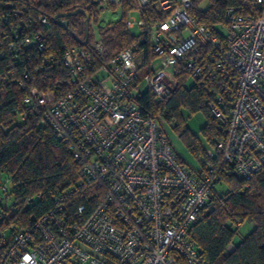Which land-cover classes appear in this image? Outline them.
Returning a JSON list of instances; mask_svg holds the SVG:
<instances>
[{
  "label": "built area",
  "instance_id": "built-area-1",
  "mask_svg": "<svg viewBox=\"0 0 264 264\" xmlns=\"http://www.w3.org/2000/svg\"><path fill=\"white\" fill-rule=\"evenodd\" d=\"M136 1L124 21L130 36L138 29L130 47L109 51L101 37L65 45L68 76L55 87L67 90L55 96L30 88L24 96L25 110L41 113L80 171L46 212L30 216L29 227L0 208V264H207L188 234L211 208L220 169L245 179L263 170L264 0H252L246 14L227 8L215 33L195 24L191 0ZM150 2L162 21L143 18ZM106 3L119 7L120 0ZM37 21L48 23L42 15ZM22 43L46 48L40 35ZM178 68L208 92V110L221 125L222 141L205 150L196 171L179 162L163 114L139 105L145 93L158 103L169 97ZM10 185V177L0 179V202Z\"/></svg>",
  "mask_w": 264,
  "mask_h": 264
},
{
  "label": "trees",
  "instance_id": "trees-1",
  "mask_svg": "<svg viewBox=\"0 0 264 264\" xmlns=\"http://www.w3.org/2000/svg\"><path fill=\"white\" fill-rule=\"evenodd\" d=\"M205 1L208 6L201 10L199 6ZM251 2L191 0L189 13L196 25L215 33L218 25H225L227 8L241 7V13L246 14ZM98 4L94 0H0V179L10 177L12 181L6 195L13 198L7 209L13 211L11 223L14 225L29 227L30 216L46 212L52 196L73 185L79 177L80 169L66 145L42 122L40 112L25 110L23 98L30 88L50 90L55 96L67 90L64 86L55 87L57 81L68 76L60 61V51L65 45L80 46L76 37L84 38L85 17L80 13L65 18L68 21L66 29L57 25L54 17L83 10L91 21ZM119 8L122 16L114 27L99 28V35L109 51L127 49L137 38L126 32L124 23L127 13L138 8L137 1L120 0ZM40 15L48 19L46 25L37 21ZM143 18L154 23L162 21L164 15L156 13V3L150 2L143 7ZM90 21L88 44L94 38ZM30 35H40L46 48L41 50L37 44L25 46L22 40ZM141 48L147 61V44ZM48 55H52V60L45 63ZM190 80V72L178 68L175 90L169 97L158 103L145 93L139 105L145 113L161 112L163 122H174L173 129L182 145L196 164L203 167L206 162L204 148L199 138L185 126L181 109L187 108L191 113L201 111L206 116V125L200 131L211 145L222 141V131L220 123L208 110V92L195 80L189 86ZM174 150L179 162L188 165ZM188 166L194 170L193 164ZM225 170L220 169L222 176L218 184L224 186L223 191L218 193L216 187L213 189L211 208L192 226L188 234L190 240L207 264H264V168L250 179ZM246 221L252 224V230L229 249L237 234V224Z\"/></svg>",
  "mask_w": 264,
  "mask_h": 264
},
{
  "label": "rangeland",
  "instance_id": "rangeland-1",
  "mask_svg": "<svg viewBox=\"0 0 264 264\" xmlns=\"http://www.w3.org/2000/svg\"><path fill=\"white\" fill-rule=\"evenodd\" d=\"M94 1L96 2L98 1L99 4L93 12L94 16H92V20L90 21L91 22L90 26L93 32V37L97 38V37H101V35H99V28L102 27L106 29L107 26L110 28L114 27L113 24L120 20L122 13L119 7H115L114 10L112 9V7L110 8L106 3L107 0H94ZM207 6L208 4L205 1L201 3L199 8L201 10H205ZM132 16L134 17L135 20L138 19L137 14H132ZM102 33L103 32H101V34ZM132 33L134 36H136L138 34V29L135 27L134 29H132ZM192 82H194V79L191 78L188 85L190 86ZM181 114L183 116L185 126L190 130V132L193 135L199 138L204 148V151L213 150L214 146L207 141V138L200 131L201 128H203L206 125L207 122L206 116L201 111L191 113V111L188 110L187 108H182ZM163 126L173 147L180 154V156L186 161L188 165H192V164L195 165L197 161H195L194 157L185 149V147L181 143V139L179 138L177 132L173 129L174 122L164 121ZM223 187L224 186L222 185H217L216 191L218 193L222 192ZM12 203H13L12 197L10 198L8 196L4 197V194H2L3 207L10 208ZM237 226H238L237 234L235 235L233 244L229 247V249H231L233 245L238 244L252 230V224L247 221L240 223L239 225L237 224Z\"/></svg>",
  "mask_w": 264,
  "mask_h": 264
},
{
  "label": "water",
  "instance_id": "water-1",
  "mask_svg": "<svg viewBox=\"0 0 264 264\" xmlns=\"http://www.w3.org/2000/svg\"><path fill=\"white\" fill-rule=\"evenodd\" d=\"M80 13L83 14L85 17V20H84V33L85 34H84L83 39L76 37V40L80 46H85L87 44V41H88V25H89V21H90V17L86 12H84L83 10H74V11L56 16V17H54V20L56 21L57 25H59L63 29H66L68 26V21L65 18L75 16V15L80 14ZM10 187H12V185H10Z\"/></svg>",
  "mask_w": 264,
  "mask_h": 264
},
{
  "label": "crops",
  "instance_id": "crops-1",
  "mask_svg": "<svg viewBox=\"0 0 264 264\" xmlns=\"http://www.w3.org/2000/svg\"><path fill=\"white\" fill-rule=\"evenodd\" d=\"M175 149V148H174ZM178 153V152H177ZM179 154V153H178ZM180 155V154H179ZM184 166H186V167H189L188 165H186V164H183ZM194 170H192L190 167H189V169H191L192 171H196V170H200L202 167L200 166V165H197V164H195L194 166Z\"/></svg>",
  "mask_w": 264,
  "mask_h": 264
},
{
  "label": "clouds",
  "instance_id": "clouds-1",
  "mask_svg": "<svg viewBox=\"0 0 264 264\" xmlns=\"http://www.w3.org/2000/svg\"><path fill=\"white\" fill-rule=\"evenodd\" d=\"M25 259L27 260V259H29V257H25Z\"/></svg>",
  "mask_w": 264,
  "mask_h": 264
}]
</instances>
